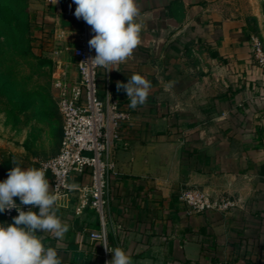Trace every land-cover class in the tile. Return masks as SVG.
I'll return each mask as SVG.
<instances>
[{"label":"crops","instance_id":"crops-1","mask_svg":"<svg viewBox=\"0 0 264 264\" xmlns=\"http://www.w3.org/2000/svg\"><path fill=\"white\" fill-rule=\"evenodd\" d=\"M235 2L136 0L141 43L125 62L99 70L100 97L108 90L130 112L112 150L106 215L109 246L133 264H264V73ZM74 10L73 0H28L33 51L60 60L71 80L80 30L69 18ZM133 74L151 82L135 109L117 89ZM88 182L83 176L72 185ZM184 186L236 206L189 214L177 198ZM74 197L57 200V216L69 225L63 239L37 235L62 264H103L100 245L89 239L98 218L76 216ZM11 223L0 213V224Z\"/></svg>","mask_w":264,"mask_h":264},{"label":"built area","instance_id":"built-area-1","mask_svg":"<svg viewBox=\"0 0 264 264\" xmlns=\"http://www.w3.org/2000/svg\"><path fill=\"white\" fill-rule=\"evenodd\" d=\"M74 12L75 10L69 14V18L80 26L77 44L72 50L77 78L71 80L67 67L60 60H55L53 92L62 120V137L58 152L41 161L38 169L45 170L52 193L58 199L75 193L73 212L76 216L83 215L85 211L96 214L97 228L89 233V239L100 245L103 264H108L111 252L104 245L111 249L108 243L106 208L108 178L115 168L112 150L119 141L118 130L121 124L130 119V112L121 108L108 90L104 98L100 97L98 73L101 69L108 71L109 68L87 63L96 55L88 44L94 33L83 19L75 17ZM249 41L252 60L264 73L262 41L256 35H250ZM58 54L59 52H55L56 56ZM83 176L89 178L88 183L72 185L75 179ZM177 198L189 214L226 213L236 206L233 199L212 198L196 186L180 188ZM14 200L20 204L19 198ZM29 208L33 210L32 206L21 205L24 211ZM3 215L10 220L18 212L12 209Z\"/></svg>","mask_w":264,"mask_h":264},{"label":"clouds","instance_id":"clouds-1","mask_svg":"<svg viewBox=\"0 0 264 264\" xmlns=\"http://www.w3.org/2000/svg\"><path fill=\"white\" fill-rule=\"evenodd\" d=\"M76 5L74 15L83 19L94 33L88 41L95 57L92 65L110 68L128 60L134 49L141 43L143 25L136 21L140 15L136 0H73ZM174 82L166 87L171 88ZM151 82L140 74H133L127 83L117 82V89H123L130 100L129 107L143 105L148 96ZM7 179L0 181V213L16 209L18 215L13 223L0 224V264H62L57 250L45 247L37 232L52 233L63 239L69 225L57 216V195L50 191V183L45 170L22 168L13 161ZM14 198H19L18 205ZM21 205L31 208L24 211ZM105 249L113 254L108 264H133L131 257L120 248Z\"/></svg>","mask_w":264,"mask_h":264},{"label":"rangeland","instance_id":"rangeland-1","mask_svg":"<svg viewBox=\"0 0 264 264\" xmlns=\"http://www.w3.org/2000/svg\"><path fill=\"white\" fill-rule=\"evenodd\" d=\"M0 27L13 17V6L0 2ZM264 47V0H236ZM30 40V33H29ZM30 42V41H29ZM24 46L0 39V181L16 161L38 168L59 147L62 120L53 92L54 62Z\"/></svg>","mask_w":264,"mask_h":264},{"label":"trees","instance_id":"trees-1","mask_svg":"<svg viewBox=\"0 0 264 264\" xmlns=\"http://www.w3.org/2000/svg\"><path fill=\"white\" fill-rule=\"evenodd\" d=\"M2 1H5L7 5L13 6L14 13L12 19L8 20L3 28H1L2 26L0 27V39H3L6 42H15L24 46L30 41L29 33L31 23L28 13V0H0V2ZM249 29L251 35L258 36L256 29L251 28L250 26Z\"/></svg>","mask_w":264,"mask_h":264}]
</instances>
